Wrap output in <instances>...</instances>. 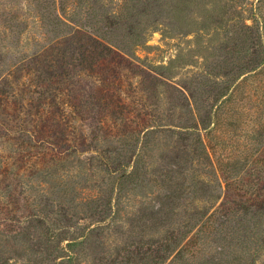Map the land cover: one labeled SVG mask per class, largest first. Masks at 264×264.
Instances as JSON below:
<instances>
[{
	"label": "rangeland",
	"instance_id": "374dc122",
	"mask_svg": "<svg viewBox=\"0 0 264 264\" xmlns=\"http://www.w3.org/2000/svg\"><path fill=\"white\" fill-rule=\"evenodd\" d=\"M98 1L104 9L95 7L96 14L105 10L108 15L118 16L122 12L123 27L134 28L139 39L135 38L137 44L131 63L117 65V74L105 86L95 75L80 76L77 80L84 100L93 98L87 93L96 87L103 89L104 103L109 99L125 110L112 119L106 112L96 115L92 109L88 118L71 121L77 134L84 136L87 150L59 158L49 144L51 148L45 150L46 147L35 145L26 136L18 139L14 136V131L25 125L33 133L36 131V109L29 115V103L34 91L41 89L40 82L55 71L51 59L57 65L54 55L44 58L41 52L45 48H57V42L51 34H45L34 0H0V264L63 263L68 239L73 237L78 241L85 238L84 250L77 255L79 263L110 264L120 259L127 243L141 237H158L162 228L161 221L154 220L160 208L158 189L153 188L152 181L145 188H137L132 187V181L121 179L126 169L128 174L132 172L136 159L132 157L130 167L119 170L118 162H128L131 155L121 152L115 127L120 121L118 117L129 114V119L135 118V125L140 122L147 126L154 125L153 113L165 117L164 121L169 117L177 120L185 115L176 97L178 91L188 96L189 89L197 87V78L207 74L211 63L227 51H234L231 25L227 28L228 35L223 31L217 35L216 31L225 4L222 0ZM240 1L242 6L227 0L230 13H240L248 19L259 0ZM73 8L69 5L66 15ZM230 19L231 15L225 16V20ZM226 42L228 48L223 51L221 47ZM22 58H27L30 66L19 68L20 64L15 69V62ZM175 59L178 61L173 71L162 69L170 78L161 77L157 83L152 77L154 68L168 66ZM112 81L116 87H111ZM23 88L26 90L21 92ZM246 90L244 101L239 94L232 109L222 112L217 130L205 138L212 163L208 164L202 156L196 161L188 157L186 172L191 171L198 181H211L215 191L205 199L200 195L193 205L187 200L176 202L165 216L167 221L174 219L177 228L188 221L196 208L202 212L208 210L210 215L218 210L221 219L216 222L214 218L213 237L195 244V250H202L200 258L218 254L216 264H264V214L244 230V223L239 222L242 212L235 215L234 205L226 195L227 181L219 167L229 160L250 156L246 170L241 175L233 172L232 179H228L229 184L248 186L259 179L264 167V74L250 77ZM53 91L63 108L70 111L68 92ZM22 103L26 105L22 106L23 111H15ZM230 115L237 119V124L231 126ZM91 117L94 123L90 122ZM145 117L147 120L142 119ZM29 120L32 123H27ZM158 137L146 150H138L143 158L140 169L145 172L146 184L157 171L175 170V156L183 150L177 139ZM182 161L185 163L186 159ZM191 219L193 223L196 221ZM221 221L226 222L221 225ZM234 225L239 227L237 233L232 231Z\"/></svg>",
	"mask_w": 264,
	"mask_h": 264
},
{
	"label": "trees",
	"instance_id": "16d2710c",
	"mask_svg": "<svg viewBox=\"0 0 264 264\" xmlns=\"http://www.w3.org/2000/svg\"><path fill=\"white\" fill-rule=\"evenodd\" d=\"M59 1L60 3L57 4L56 0H34L45 34H51L52 40L56 41L55 44L58 46L57 48H45L41 55L44 58L54 55L57 58V65H55V60L50 58L54 63L55 71L45 81L40 82L41 89L34 91V97H31L29 103L31 106V109L28 110L29 115H32V110L36 109L34 110V116L37 117V124L34 126L35 133L28 129V125H25L26 128L18 127V130L14 131V136L16 139L26 136L29 141H34L35 145L46 147L45 150L52 147L56 157L65 158L87 150L84 136L77 134V129L71 124V121H75L77 118L79 120L88 118L92 109L96 110V115L106 112L112 119L123 114L125 110L123 106L120 107L121 105L110 103L109 99L104 103L106 95H104L103 89H96V87L89 89L87 93L88 97L93 96V98L84 100L81 94L82 86L78 84L77 78L95 75L105 86L112 75L117 74V65L125 64L124 62L131 63L130 58L133 57L134 47L137 44L136 39L139 38L134 28L123 27L122 12L118 16L108 15L105 10L96 14L95 7L104 9L102 5L99 6L98 0H93L92 3L89 0ZM222 1L225 4L222 6V16L219 19V25L216 26V31L217 35L222 31L228 35L227 28L231 25V41L234 51L233 53L227 51L225 56L211 63V66L207 67V74H202L200 78H197V87L193 90L189 89L188 96L184 93L180 94L178 91L176 97L180 100L179 105L184 108L185 118L181 116L175 120L169 117L167 121H164L165 117L153 113V127L142 125L140 122L135 125V118L133 119L132 116L129 119V114L118 117L120 121L115 127L118 131L116 134L120 136L118 141H120L121 152H128L131 155L128 162L125 163L123 159L122 162H118L119 170L122 167L129 168L132 157L136 159V166L132 172L128 174L126 169L122 173L121 179L123 178L124 182L132 181L130 182L133 184L132 187L137 188H145L151 181L153 182V188L158 189L157 198L160 201L157 218L153 219L161 221L162 228L158 237L153 236L149 239L141 237L134 242L127 243L124 247L125 252L120 259L112 261L110 264L217 263L218 254L210 255L209 258H200L202 250H195V244L197 245L198 241L203 238L207 240L213 237L216 232L212 226L215 223L214 218L216 222H219L218 218L221 219L218 210L210 215L208 210L202 212L196 208L190 214L188 221L184 224L180 223L177 228L173 225L174 219L167 221L165 216L168 215L166 214L167 210L172 211L176 202L187 200L193 205L200 195L205 199L215 191L210 180V182L198 181L191 171L186 172L189 168L188 157L196 161L202 156L208 164L212 163L213 160L206 147L205 138L217 130L222 112L226 113L228 109H232L239 94L243 96L244 101L248 79L264 74V0H259L251 9L248 19L241 17L240 13L236 15L230 13L231 6L227 0ZM232 1L237 2L238 6L243 4V1L240 0ZM156 2L158 1L156 0ZM59 5L60 11L57 8ZM69 5L74 8L69 11L70 15H66ZM83 12L85 16L82 15ZM228 15H231V19L225 20V16ZM248 20L251 23H248ZM227 43L223 44L221 50L224 51L228 48ZM27 58L20 59V62L16 61L15 69L28 66ZM176 61L178 60L175 59L168 66L155 67V76L151 75L153 79L158 83L161 81V77L170 78V75H167L162 69L167 72L173 71ZM20 64L21 67H19ZM146 74L150 73L146 72ZM242 77L244 78L241 79ZM40 78L42 77L40 76ZM51 85L54 87L51 88ZM111 87H116L115 81L111 82ZM53 89L68 92L70 103L67 107L70 111L63 108V103L57 99V93L54 95ZM25 90L26 88H23L21 92ZM13 103L16 105L18 101L15 99ZM93 104L94 106H91ZM22 106L26 105L22 103L19 108H15V111L17 109L23 111ZM93 119L91 117V123L95 122ZM142 119L147 120L146 117ZM228 122L231 126L238 123L232 115ZM27 123L32 122L29 120ZM160 135L165 136L167 140L177 139L175 141L182 144L183 150L175 156L174 160L176 161L173 162L175 170L167 169L161 173L157 171L156 176L153 175V180L148 179L149 182L146 184L145 172L140 169H143V165L140 164L143 158L139 151L146 150L151 141H156ZM46 137L54 140L50 141ZM48 144L51 147H48ZM125 157L127 156L125 155ZM182 158L186 159L185 163ZM249 160L250 156L244 155L219 164L227 181L226 195L234 205L235 215L237 216V212H242L239 222L244 223V230L248 229L247 225L250 222L264 214V167H261L259 179L249 186L244 183L229 184L228 179H232L233 172L241 175V172L246 170ZM190 172L191 174H189ZM191 218H196V221L193 223ZM100 222H105L104 218ZM224 222L221 221V225H224ZM164 226H167L168 230L163 229ZM232 227V231L237 233L236 230L239 227H235V225ZM208 232L209 235H206ZM68 240L66 258L60 264H81L77 255L78 252H81L80 250H84L85 238L83 241H78L76 237ZM126 247L132 248L127 249Z\"/></svg>",
	"mask_w": 264,
	"mask_h": 264
}]
</instances>
